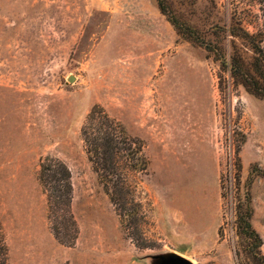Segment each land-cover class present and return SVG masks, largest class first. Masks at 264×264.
Listing matches in <instances>:
<instances>
[{
    "label": "rangeland",
    "instance_id": "374dc122",
    "mask_svg": "<svg viewBox=\"0 0 264 264\" xmlns=\"http://www.w3.org/2000/svg\"><path fill=\"white\" fill-rule=\"evenodd\" d=\"M163 7L0 0V222L10 264H157L172 253L191 264H263L235 222L247 193L264 255V99L232 79L230 37L223 60L168 18L204 33L228 28L232 0ZM95 105L140 140L147 161L144 171L131 155L119 163L138 202L132 218H120L88 158L81 127ZM46 156L71 170L73 245L49 228L37 178Z\"/></svg>",
    "mask_w": 264,
    "mask_h": 264
},
{
    "label": "trees",
    "instance_id": "16d2710c",
    "mask_svg": "<svg viewBox=\"0 0 264 264\" xmlns=\"http://www.w3.org/2000/svg\"><path fill=\"white\" fill-rule=\"evenodd\" d=\"M158 1L160 10L165 13L163 0ZM168 18L186 40L221 55L223 60L222 39L230 37L232 79L250 94L264 99V0H232V25L228 28L216 26L209 33L202 32L189 22H181L173 15H168ZM81 135L88 158L118 215L123 218L124 212H127L132 218L136 215L138 202L133 196L131 184L126 181L127 172L119 163L128 160L131 155L142 166L140 170H146L147 161L142 154L140 140L127 136L123 126L98 105L93 106L87 114ZM37 178L45 194L51 233L62 244L73 245L79 228L72 211L71 170L61 159L46 156L40 161ZM245 198L236 208L237 233L247 238L254 258L264 264L262 238L251 223L252 207L247 193ZM245 200L247 204L244 205ZM0 264H10L1 222Z\"/></svg>",
    "mask_w": 264,
    "mask_h": 264
},
{
    "label": "water",
    "instance_id": "95a60500",
    "mask_svg": "<svg viewBox=\"0 0 264 264\" xmlns=\"http://www.w3.org/2000/svg\"><path fill=\"white\" fill-rule=\"evenodd\" d=\"M69 80L72 81L73 78L70 77ZM157 264H191V262L187 258L179 254L172 253L167 256L159 257V261Z\"/></svg>",
    "mask_w": 264,
    "mask_h": 264
}]
</instances>
